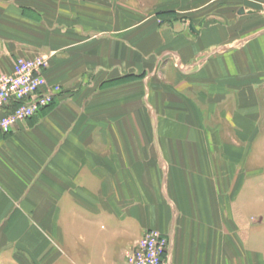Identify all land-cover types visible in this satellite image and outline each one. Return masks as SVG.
Returning a JSON list of instances; mask_svg holds the SVG:
<instances>
[{
  "label": "crops",
  "instance_id": "0c3cea01",
  "mask_svg": "<svg viewBox=\"0 0 264 264\" xmlns=\"http://www.w3.org/2000/svg\"><path fill=\"white\" fill-rule=\"evenodd\" d=\"M244 10V13H240ZM52 104L0 133V264H264V0H0V73Z\"/></svg>",
  "mask_w": 264,
  "mask_h": 264
},
{
  "label": "built area",
  "instance_id": "2783aa9c",
  "mask_svg": "<svg viewBox=\"0 0 264 264\" xmlns=\"http://www.w3.org/2000/svg\"><path fill=\"white\" fill-rule=\"evenodd\" d=\"M48 58H17L11 74L0 73V130L9 131L36 116L54 101L58 88L49 86ZM172 239L153 230L125 252L127 264H172Z\"/></svg>",
  "mask_w": 264,
  "mask_h": 264
},
{
  "label": "rangeland",
  "instance_id": "374dc122",
  "mask_svg": "<svg viewBox=\"0 0 264 264\" xmlns=\"http://www.w3.org/2000/svg\"><path fill=\"white\" fill-rule=\"evenodd\" d=\"M9 131H10V130H9ZM9 131H1V130H0V133H1V132H3V133H8Z\"/></svg>",
  "mask_w": 264,
  "mask_h": 264
},
{
  "label": "water",
  "instance_id": "95a60500",
  "mask_svg": "<svg viewBox=\"0 0 264 264\" xmlns=\"http://www.w3.org/2000/svg\"><path fill=\"white\" fill-rule=\"evenodd\" d=\"M240 13H244V10H241Z\"/></svg>",
  "mask_w": 264,
  "mask_h": 264
}]
</instances>
